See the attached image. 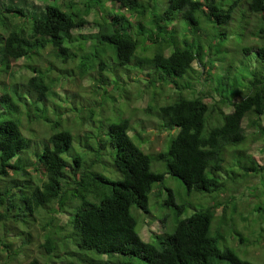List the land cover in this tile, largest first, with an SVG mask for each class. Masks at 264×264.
Returning a JSON list of instances; mask_svg holds the SVG:
<instances>
[{"label":"trees","instance_id":"trees-1","mask_svg":"<svg viewBox=\"0 0 264 264\" xmlns=\"http://www.w3.org/2000/svg\"><path fill=\"white\" fill-rule=\"evenodd\" d=\"M10 2L0 8V264H261L229 241L245 243L247 232L256 235L249 246L262 247L264 237V164L248 154L254 142L264 153V0H52L31 14ZM91 14L96 33L72 37ZM43 51L75 63L71 88L93 84L76 118L53 91L68 70L41 67ZM20 59L25 73L11 67ZM125 85L135 89L122 93ZM165 86L176 94L153 106ZM144 94L157 129H177L166 152L145 153L129 135L132 118L113 122L104 111ZM23 119L45 127L44 142L25 135ZM166 174L209 203L180 219L185 203L166 189L175 222L168 213L161 225L171 228L144 241L133 210L149 214L152 193L162 207L154 186ZM243 185L252 208L236 201ZM35 223L40 258L28 259Z\"/></svg>","mask_w":264,"mask_h":264},{"label":"rangeland","instance_id":"rangeland-1","mask_svg":"<svg viewBox=\"0 0 264 264\" xmlns=\"http://www.w3.org/2000/svg\"><path fill=\"white\" fill-rule=\"evenodd\" d=\"M13 2H10L12 4H18L22 5L24 12L26 14H31L33 9L38 10L43 4H50L52 3V0H12ZM71 1V0H70ZM7 3V0H0V8L4 7V5ZM108 7L111 6V4H107ZM117 9V8H116ZM39 11V10H38ZM94 14L89 15V17L86 18L87 23L83 26L80 27V29H75L71 32L72 37H77V36H83L87 34H93L96 33L97 28L94 25ZM48 51V50H47ZM47 51H43L42 53V59L41 61V67L46 65V62L49 64L52 63L56 68L59 69H67L68 73L65 74L64 79L62 77V81H58L55 83L53 91L56 92L59 95L66 96L70 100V105L69 109L71 111V115L73 117H77V114L81 113V105L83 102L81 99H87L91 97V91L93 90L92 88V83H90L89 78L85 77L79 85L81 86L79 90H75L73 87L69 84H67L68 80L71 78L69 74H72L73 70V76L77 74V70L75 69L74 65L75 63H70L66 67L59 61L55 60L51 56H47ZM70 61V60H69ZM76 62V60H75ZM24 59L17 60L16 62H12V68L15 70L19 69L22 73H25V69L22 67L25 64ZM53 74H58V73H53ZM6 75V74H5ZM72 76V77H73ZM5 76L2 75L0 79H4ZM197 90H202L203 87L202 85L199 84V86H196ZM109 92L113 93L116 91H111V86L109 87ZM122 89L123 92L127 94L128 92H131L135 89L133 85H125ZM154 89V88H153ZM65 90V91H64ZM205 93L210 92L205 89L203 90ZM65 94V95H64ZM176 94L175 89H171L169 86H165L164 88V96L162 97L161 100L159 101L158 99L156 101L152 100L153 106L158 105V106H163L166 105L167 103L170 102V98ZM113 95V94H111ZM149 96L147 94L142 95L140 99L137 101L133 102L131 106H129V102L122 100V98H117L115 101H110L107 102L104 105V111H106V116L110 117V119L113 122H116L119 117L121 118H132V131H130L129 135L132 137L135 141H138L136 139L137 136L142 140L139 143L136 142V144H140V147L145 153L149 154H158L160 152H166L169 146L170 141L172 138L176 135L177 129H166V130H159L157 129V119L153 114H147L144 112V109L147 107L146 104L148 102ZM132 99V98H131ZM85 102V101H84ZM61 103V102H60ZM101 108V107H100ZM85 115H88V113L85 111ZM242 125L245 127L246 126V121L244 120L242 122ZM21 126L23 128V132L25 133L26 136H28L29 131H33L35 133L34 138L31 139L33 143H42L46 139V134L47 130L45 127H42L41 125L37 124H30L26 121V119H23L21 121ZM262 126H264V120L262 121ZM249 129H247V132ZM78 132L85 133L84 129H79ZM251 154L256 162L259 164H264V153L261 151V142H254L251 144L248 150V154ZM155 158V157H154ZM105 160V157L104 159ZM150 169L154 173H164L165 171V165L164 163L158 162V161H152ZM118 173H115V175L110 176L109 174H106L107 178L110 180H117L120 179L121 177L117 175ZM258 180L255 179L256 183ZM253 186V185H251ZM154 187H157L161 190V198H158L159 204H163L162 207L154 206L153 205V193L149 196V205H148V211L149 214H144L143 211L141 210H133L134 215L137 216L145 225L142 227L140 230V236L142 240L144 241H149L147 240L149 236L153 234H158L162 233L166 228L168 229L170 225L168 226H163L161 225V221L165 216L170 213L171 218L169 219V224L171 222V227L175 222V213L176 211L173 210V207H166L164 205V200L167 199L168 197V192L166 189H170L174 193L175 200L177 204L185 203V211L182 213L180 216L181 218H185L190 216L194 212V208L198 209L200 207H204L209 203V199L205 194H197V192L192 191L190 194L187 192L186 187L176 178L171 177V175L166 174L164 175L163 179V184H156ZM260 192L263 196L262 201L264 202V180L262 184H260ZM215 194H211V197ZM253 192L247 189L245 185L241 186L238 188V191L235 193V196L237 197V202H242V203H248V207L252 208L253 203L255 202V197L253 196ZM223 197V195H219V198ZM208 200V201H207ZM67 220V215L61 214L58 217V221L56 222L57 224L63 226L66 223ZM170 227V228H171ZM169 228V229H170ZM31 236L33 243L28 247V249L25 250V254L28 257V259L34 258V257H39L38 249H37V243L41 242V238L43 235V232L40 230V227L35 223L34 226L30 230H27ZM245 237L247 238L245 243H237L234 242L232 243L229 241V245L232 246L236 251L243 252L246 249H249L251 253L249 256H251L252 259H256L261 261V264H264V237L263 240H261L258 235L260 242V246H254L253 248L249 246L248 241L250 242L251 240H254L256 238V235H252V233H247L245 232ZM9 236H13V233L11 232ZM264 236V235H263ZM40 240V241H39ZM228 241V238H227ZM252 250V251H251ZM40 258V257H39ZM12 263V262H8ZM13 264V263H12ZM15 264V263H14Z\"/></svg>","mask_w":264,"mask_h":264}]
</instances>
